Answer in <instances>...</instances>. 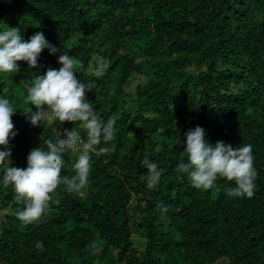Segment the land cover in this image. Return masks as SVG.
I'll list each match as a JSON object with an SVG mask.
<instances>
[{
  "label": "trees",
  "instance_id": "obj_1",
  "mask_svg": "<svg viewBox=\"0 0 264 264\" xmlns=\"http://www.w3.org/2000/svg\"><path fill=\"white\" fill-rule=\"evenodd\" d=\"M8 26L20 27L24 41L42 32L59 49H44L36 68L18 61V72L0 74V98L16 109L17 133L0 151L10 149L16 167H27L41 135L58 138V121L33 127L23 111H36L24 103L34 76L58 70L65 51L82 65L77 78L96 82L86 93L96 114L118 119L107 145L115 151L98 154L102 141L90 153L86 186L68 193L61 185L53 194L60 204L32 224L17 218L22 206L0 172V264H264V0H0V31ZM97 56L109 61L99 78L92 75ZM137 74L145 81L130 91ZM68 125L86 139L79 123ZM196 126L212 144L252 146L251 198L229 197L225 189L235 182L226 178L197 190L175 171L187 162L176 138L185 141ZM77 155L64 154L62 176L74 174ZM145 157L162 173L153 189ZM136 230L147 239L144 249L134 243Z\"/></svg>",
  "mask_w": 264,
  "mask_h": 264
},
{
  "label": "clouds",
  "instance_id": "obj_2",
  "mask_svg": "<svg viewBox=\"0 0 264 264\" xmlns=\"http://www.w3.org/2000/svg\"><path fill=\"white\" fill-rule=\"evenodd\" d=\"M55 54L59 49L51 45L42 32L32 35L24 41L20 27H7L0 31V74L18 72V61H25L29 69L38 66V57L44 49ZM70 51V49H68ZM92 75L102 77L109 67V61L103 56H97ZM61 67L48 69L43 76L35 75L31 86L27 87L26 105H32L36 111L29 107L23 111L25 117L33 127L41 124L46 126L50 122L59 124L70 122L79 123L86 133L82 139L76 127L71 130L64 129L58 132V138H44L41 135L42 145L30 150L26 168L11 166L10 149L0 151V172H2V185L11 186L14 190V200L21 207L17 211V218L25 225L39 220L46 211H50L51 204H60L59 199H53V194L63 185L68 193H79L87 184L91 170L90 153L97 150L98 154H111L115 145L107 146L114 140L118 117L110 116L105 122L95 112L93 105L86 99V93L94 91L95 80L88 83L77 78V71L82 65L68 51L63 52L57 61ZM16 109L9 99L0 98V146L7 149L9 138L15 137L12 116ZM64 138H61V137ZM185 141L176 138V144H185L183 152L187 154V162L183 160L177 165L175 171L187 174L191 185L197 190L207 191L215 186L218 178L234 181L235 187L225 189L229 197L251 198L254 195L255 180L258 176L253 166L252 146L250 144L237 148L222 140L215 144L206 141L205 130L196 126L184 133ZM68 151L77 153V159L70 165L71 176L61 175L66 166L64 154ZM147 169V187L155 188L161 179V171L155 162L147 157L141 161ZM161 214L168 208L160 203L156 205ZM36 247L42 252V241ZM90 247L96 252L102 249L95 243Z\"/></svg>",
  "mask_w": 264,
  "mask_h": 264
},
{
  "label": "rangeland",
  "instance_id": "obj_3",
  "mask_svg": "<svg viewBox=\"0 0 264 264\" xmlns=\"http://www.w3.org/2000/svg\"><path fill=\"white\" fill-rule=\"evenodd\" d=\"M82 39H80L79 41L81 42ZM141 81H145V77L143 75H135L131 85L129 86V90L130 91H134L135 89V86L137 85V83L141 82ZM64 129H69L71 130V128L69 127L68 125V122H65L63 124H60V132H63ZM35 142L37 140V136L34 137L33 139ZM8 159H10L12 161V164L11 166L13 167H16V161L12 160L11 157H9ZM9 210V209H6V211ZM2 219L1 217V212H0V220ZM133 240H134V243L135 245L139 248V249H144L145 246H146V237L142 234L141 231L139 230H136L133 234ZM222 264H225L224 262Z\"/></svg>",
  "mask_w": 264,
  "mask_h": 264
},
{
  "label": "built area",
  "instance_id": "obj_4",
  "mask_svg": "<svg viewBox=\"0 0 264 264\" xmlns=\"http://www.w3.org/2000/svg\"><path fill=\"white\" fill-rule=\"evenodd\" d=\"M83 139V138H82Z\"/></svg>",
  "mask_w": 264,
  "mask_h": 264
}]
</instances>
